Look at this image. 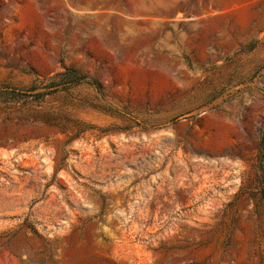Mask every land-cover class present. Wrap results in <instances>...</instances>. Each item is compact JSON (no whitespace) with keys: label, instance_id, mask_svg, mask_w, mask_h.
Listing matches in <instances>:
<instances>
[{"label":"rangeland","instance_id":"rangeland-1","mask_svg":"<svg viewBox=\"0 0 264 264\" xmlns=\"http://www.w3.org/2000/svg\"><path fill=\"white\" fill-rule=\"evenodd\" d=\"M65 68L0 107V264H264V0H0V88Z\"/></svg>","mask_w":264,"mask_h":264},{"label":"trees","instance_id":"trees-1","mask_svg":"<svg viewBox=\"0 0 264 264\" xmlns=\"http://www.w3.org/2000/svg\"><path fill=\"white\" fill-rule=\"evenodd\" d=\"M88 84L99 90V85L96 81H89L85 75L78 73L75 70L65 68L63 72L56 73L52 77L44 80V82L34 84L28 89L15 90L9 87L0 88V107L25 99L34 97L36 101L41 100L48 94L61 90H69L79 85ZM43 89L44 91H39ZM85 130H78L72 137L76 138L81 135ZM264 145V136L261 138V146Z\"/></svg>","mask_w":264,"mask_h":264},{"label":"water","instance_id":"water-1","mask_svg":"<svg viewBox=\"0 0 264 264\" xmlns=\"http://www.w3.org/2000/svg\"><path fill=\"white\" fill-rule=\"evenodd\" d=\"M104 141H102V143H103Z\"/></svg>","mask_w":264,"mask_h":264}]
</instances>
